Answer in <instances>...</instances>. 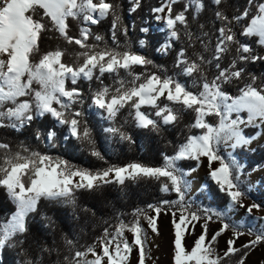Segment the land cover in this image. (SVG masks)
Here are the masks:
<instances>
[{
    "label": "snow or ice",
    "instance_id": "obj_1",
    "mask_svg": "<svg viewBox=\"0 0 264 264\" xmlns=\"http://www.w3.org/2000/svg\"><path fill=\"white\" fill-rule=\"evenodd\" d=\"M144 2L127 0L128 13ZM148 13L163 25L164 38L152 48L174 53L171 70L146 54L151 24L143 17L133 44L122 0H0V129H32L46 149L60 141L101 162L86 167L0 140V189L14 205L0 216V250L19 247L27 254L24 245L41 207L76 206L81 193L100 194L113 185L123 192L129 184L150 183L175 196L135 208L131 219L118 214L91 244L64 237L62 258L58 249L37 243L25 264H44V254H56L55 264H133L134 252L135 264H155L148 232L159 235L162 214L171 217L172 264H246L250 252L264 244V216L253 215L261 205L242 202L249 188L241 179L244 165L233 155L255 151L251 145L264 137V72L249 69L264 66V0H246L242 7L228 0H157ZM106 20L111 44L93 31ZM45 39L55 46L42 50ZM90 113L97 117L95 126ZM186 114L192 121L180 129L186 134L172 154L161 153V163H110L97 146L98 131L132 145L129 120L142 133L162 135L165 128H179ZM205 161L208 177L228 198L224 211L194 207L188 198L192 174ZM240 209L250 218L246 232L229 218ZM214 220L219 227L209 235ZM246 234L254 238L238 245ZM187 236L195 237L191 247Z\"/></svg>",
    "mask_w": 264,
    "mask_h": 264
},
{
    "label": "trees",
    "instance_id": "obj_2",
    "mask_svg": "<svg viewBox=\"0 0 264 264\" xmlns=\"http://www.w3.org/2000/svg\"><path fill=\"white\" fill-rule=\"evenodd\" d=\"M228 2L236 7H242L246 3V0H228ZM122 3L124 9L123 23L130 26L129 37L133 41V44L135 45L137 37L141 35L139 28L141 26V17H143L151 24V31L148 37L150 45L146 54L157 64L171 70L174 53L161 55L156 53L152 48V43L162 41L164 38V32L153 27L154 20H151L148 13V8L156 5L157 0H145L142 8L134 14L128 13L127 9L129 5L127 0H122ZM176 7L179 8L181 5H177ZM206 15H210V13H206ZM133 22L136 24L135 31L131 30ZM93 31L104 35L107 42L111 44V40L109 39V21L106 20L99 26H93ZM60 43L63 47H69V51H71V46L64 45L63 42ZM55 44V41L45 39L41 43V49L47 50L55 46ZM249 69L257 75L264 72V66L259 64L250 65ZM136 71L139 72L142 69L137 68ZM110 82L111 78L106 77L105 83ZM83 83L87 87V83ZM123 116L127 118V112ZM88 119L93 126L97 124V117L91 113ZM191 122V117L186 114L179 128H165L162 135H157L142 133L140 130L135 129L129 120L126 128L133 133L136 141L135 144L129 145L126 142L109 139L107 134L98 131L96 135L97 146L110 163H124L132 159H140L152 164H158L162 162L161 153L172 154L174 146L181 141L182 136L187 131L185 129L184 132H181L180 129L183 128L184 124ZM100 123L105 127L107 126L103 121H100ZM36 126L34 125L33 128ZM195 131L193 130V132ZM0 140L8 142L12 145L13 149L23 142L33 149L47 150L53 155H63L78 165L86 167L101 166V162L96 160V158L91 157L86 151H82L78 147L74 148L71 144H63L58 141L57 148L46 149L44 144L35 140L32 135V129L22 132H15L11 129H0ZM235 154L238 155V162L245 163L243 175H246L257 165L261 166L264 164V142L258 145L255 151L238 149ZM181 163L183 164V162ZM192 163L194 164V162ZM206 183L209 185L208 188L196 193L190 199L193 201L194 207L209 209L214 207V209L224 210L228 198L218 191L217 186L209 177H207ZM258 189V192L249 189L245 196L253 199L264 208V202H259V199L264 197L263 183H260ZM161 197L175 199L174 194L159 193L156 186L150 183L129 184L123 192L113 185L100 194H78L76 206H42L40 209L41 214L35 217L32 236L29 238L28 243L24 245L27 254L19 247H6L0 250V264H25L28 259L32 258V254L37 251V243L58 249L59 256L62 258L65 254L64 237L77 241L79 245L91 244L96 237L102 234L103 229L108 224L115 223V218L118 214L122 213L131 219V213L135 208H144L149 203H156ZM10 209H14V205L5 197L3 189H0V216L8 213ZM45 216L51 217L52 223L50 225L48 220L44 219ZM241 230L247 231V227H241ZM42 259L44 264H55L57 255L53 254L49 256L44 254Z\"/></svg>",
    "mask_w": 264,
    "mask_h": 264
},
{
    "label": "rangeland",
    "instance_id": "obj_3",
    "mask_svg": "<svg viewBox=\"0 0 264 264\" xmlns=\"http://www.w3.org/2000/svg\"><path fill=\"white\" fill-rule=\"evenodd\" d=\"M154 28L157 30L161 31L163 29V25L159 24L158 22L154 21ZM163 32V31H161ZM264 142V137L261 139L254 141L253 144L251 145V148L255 149L258 145ZM236 150L233 152V155L238 158V155L235 154ZM207 162H204V165H202L199 170L195 173L192 174V188L189 193L188 198L191 199L193 196L208 188V184L206 183V179L208 177V169L206 167ZM245 166V163H241ZM214 167L217 165H213ZM249 173L251 175L249 176ZM246 175H242L241 179L245 181V184L248 185L249 189L259 191L258 186L260 183H263L264 186V164L261 165L260 170L258 171H250ZM251 181V183H249ZM204 185H207V188L204 187ZM242 202L245 205H249L253 202L257 203L251 198H248L244 196L242 198ZM259 202H264V197H261L259 199ZM213 210L217 211H224L220 209H214ZM253 215L254 216H264V208L260 209H253ZM229 218L232 223H239L241 224L242 227H247L250 226L248 224L249 222V217L245 214V209H240L236 213H229ZM171 217L169 214H162L161 217L158 220V227H159V235L151 233L149 230L148 236L151 244V253H152V259L155 261V264H172V259H171V253H172V239H173V233H172V225L170 223ZM252 223H259L258 221H252ZM219 227V223L216 222L215 220L210 223V232L209 235L212 234L213 231H215ZM244 231V230H242ZM246 232V231H245ZM200 234V228L199 225L196 228V235ZM131 238V237H130ZM194 236H187L186 237V245L188 247H191ZM254 238L250 237L247 234L242 236L238 240V245L245 243L247 240ZM226 237H221L219 240V248L223 249L225 247L224 241ZM264 261V244H261L257 246L254 250H252L246 260V264H261V262ZM133 264H135V252L133 253Z\"/></svg>",
    "mask_w": 264,
    "mask_h": 264
}]
</instances>
